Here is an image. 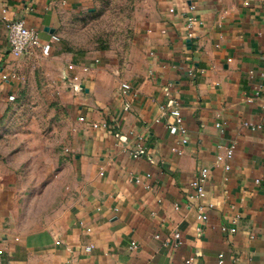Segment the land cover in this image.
<instances>
[{"label": "crops", "instance_id": "1", "mask_svg": "<svg viewBox=\"0 0 264 264\" xmlns=\"http://www.w3.org/2000/svg\"><path fill=\"white\" fill-rule=\"evenodd\" d=\"M91 9L92 0H0V75L17 74L0 76V122L41 55L10 53L6 23L22 18L50 45L45 65L73 128L63 205L43 224L22 215L0 157V264H218L219 253L264 264V127L243 125L264 122L260 1L154 0L130 43L98 61L63 38L71 13ZM174 107L184 133L170 130ZM201 167L204 195L191 196Z\"/></svg>", "mask_w": 264, "mask_h": 264}, {"label": "rangeland", "instance_id": "2", "mask_svg": "<svg viewBox=\"0 0 264 264\" xmlns=\"http://www.w3.org/2000/svg\"><path fill=\"white\" fill-rule=\"evenodd\" d=\"M154 0H92V9L71 13L64 26L65 48L91 58L119 52L130 43L133 26ZM35 68L0 122V157L15 175L23 216L43 224L64 201L71 176L72 123L59 100L57 79L40 51ZM48 68L50 69L49 65Z\"/></svg>", "mask_w": 264, "mask_h": 264}, {"label": "built area", "instance_id": "3", "mask_svg": "<svg viewBox=\"0 0 264 264\" xmlns=\"http://www.w3.org/2000/svg\"><path fill=\"white\" fill-rule=\"evenodd\" d=\"M261 3V8L264 12V0H258ZM190 9L194 8V5L189 6ZM187 22L189 25H191L196 18L194 16H188L186 17ZM6 30H7V42L9 46V51L13 56L19 57L25 53L31 52L34 49H39L43 54H49L50 52V45L48 42H42L36 29L33 27H29L24 19L22 18H17V19H11L8 20L6 23ZM53 39H57L56 36H53ZM95 61H98L96 58ZM1 78L3 80H8L10 78H16L17 74L13 71L10 72H2L1 73ZM79 87V86H78ZM122 87L127 89L129 88V85L127 83H122ZM8 99L10 101H13L15 99L14 94H9ZM262 110L264 111V103L261 105ZM171 114L176 117V121L179 123L178 126H172L170 127V130L172 132L176 131L179 129L181 133L185 132L184 127L180 124V111L177 107L172 108ZM243 125L247 128H250L252 130L254 129H259L264 127V122H250V121H244ZM187 139L183 137L181 139L182 143H185ZM232 154V147H228L225 150V153L223 155H217V160L220 162L223 160V157H229ZM208 178V168L207 167H201L198 172L196 177L191 180L190 182V187L192 189V195L191 196H196V197H202L204 195V186ZM135 181H138L136 178ZM212 207V204H207L206 207H200V212L198 214V217L202 220L206 219L207 213H206V208ZM175 237H178V233L174 234ZM132 246L134 244L132 243ZM2 258V253L0 250V261ZM191 260H188V263H190ZM218 264H227L226 261L223 258V254L219 253L218 254V259H217Z\"/></svg>", "mask_w": 264, "mask_h": 264}, {"label": "water", "instance_id": "4", "mask_svg": "<svg viewBox=\"0 0 264 264\" xmlns=\"http://www.w3.org/2000/svg\"><path fill=\"white\" fill-rule=\"evenodd\" d=\"M45 29H47V28H45ZM50 31H52V30H50ZM188 43H189V41H188Z\"/></svg>", "mask_w": 264, "mask_h": 264}]
</instances>
